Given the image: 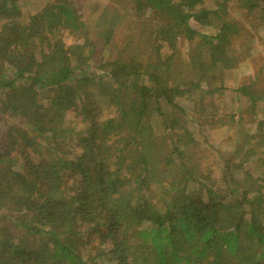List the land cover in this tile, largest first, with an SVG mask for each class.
I'll use <instances>...</instances> for the list:
<instances>
[{
  "label": "trees",
  "instance_id": "1",
  "mask_svg": "<svg viewBox=\"0 0 264 264\" xmlns=\"http://www.w3.org/2000/svg\"><path fill=\"white\" fill-rule=\"evenodd\" d=\"M24 1L0 0V264H264L257 79L225 177L191 163L205 101L251 57L229 4L264 26V0Z\"/></svg>",
  "mask_w": 264,
  "mask_h": 264
},
{
  "label": "rangeland",
  "instance_id": "2",
  "mask_svg": "<svg viewBox=\"0 0 264 264\" xmlns=\"http://www.w3.org/2000/svg\"><path fill=\"white\" fill-rule=\"evenodd\" d=\"M43 1V2H42ZM47 0H26L23 2L25 12H34L38 10L41 6L45 4ZM207 5H212L211 0H206ZM236 4H229L230 13L239 18L244 25L247 24L246 32H249V41L247 46L243 47V50L250 49L251 57L243 62H241L236 68L235 71L229 72L226 71L222 78L223 83L226 84V88L221 95L208 96V99L205 101L212 104L213 114L209 117V122L200 127H195L192 125V130L194 131V136L199 141V148H192L188 151L191 153L194 149L196 155L192 157V162H197L202 166L204 171L210 170L211 177L221 180L225 177L223 172L220 170L223 165V159L230 151L235 148V141L237 139V129L240 127L250 133H255L257 126L256 115L251 110H245V117L243 122H240L239 125L236 122L231 121L230 117L234 114V120H238L242 108L249 107L248 97L245 96L237 88L241 85L242 82H248L250 78L257 79L258 89L264 88V26L259 24L257 19H253L251 22L254 23L253 27L250 26V21L252 16H238V8ZM246 9V7H243ZM247 10V9H246ZM245 14L246 11H243ZM86 19H92L90 14L86 15ZM249 21V22H248ZM69 36V35H68ZM67 36V40L71 41ZM244 38H241L237 41L236 48ZM181 54L186 53L187 44L181 43ZM249 51V50H247ZM259 68L261 72L259 75L255 76ZM223 75V74H222ZM221 75V76H222ZM180 103L186 108L188 114L194 113L193 103L188 98H180ZM264 105V104H262ZM249 111V112H248ZM185 118L192 120V116L188 115ZM156 119L153 122V126L158 134H161L163 128L160 121ZM71 121H75L76 127H79V117L72 118ZM239 140L236 141L239 144ZM45 144V143H43ZM46 151V147H44ZM43 149V151H44ZM32 153V149H29ZM28 150V151H29ZM34 153V152H33ZM49 154V153H48ZM36 158V155L34 154ZM229 157V156H228ZM240 161V159H238ZM245 163L244 165H247ZM240 164H238L237 169H240ZM239 171L236 173L238 174ZM208 183V181H207Z\"/></svg>",
  "mask_w": 264,
  "mask_h": 264
}]
</instances>
